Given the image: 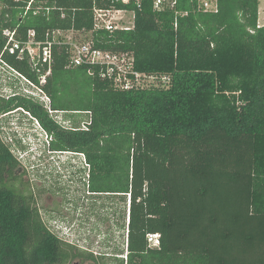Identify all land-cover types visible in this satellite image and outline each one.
Listing matches in <instances>:
<instances>
[{
    "label": "trees",
    "instance_id": "trees-1",
    "mask_svg": "<svg viewBox=\"0 0 264 264\" xmlns=\"http://www.w3.org/2000/svg\"><path fill=\"white\" fill-rule=\"evenodd\" d=\"M30 1L0 0V53L6 29L20 36L35 30L38 38L48 29H92L97 4L135 17L131 29L94 31L96 45L129 51L138 70L169 76L166 85L119 90L98 67H69L67 48L58 46L44 86L55 109L91 111L86 129L77 132L52 120L41 126L52 136L50 153L68 152V143L81 153L88 193L127 202L125 264H264L260 0H218V12L202 10L199 0L160 10L154 0H35L27 10ZM42 3L49 11L35 13ZM5 58L38 82L26 61ZM3 142L0 178L6 163L17 164ZM21 208L0 185V264L96 259L42 228L37 214L12 213ZM16 224L37 228L11 229ZM150 233L161 235L159 247L149 245ZM31 235L42 245L29 256Z\"/></svg>",
    "mask_w": 264,
    "mask_h": 264
},
{
    "label": "rangeland",
    "instance_id": "rangeland-1",
    "mask_svg": "<svg viewBox=\"0 0 264 264\" xmlns=\"http://www.w3.org/2000/svg\"><path fill=\"white\" fill-rule=\"evenodd\" d=\"M132 15L121 14L125 22ZM259 22L264 24V0H260ZM157 83L158 80L153 81L154 85ZM39 124L17 116L2 119L0 137L4 142L3 138H8L6 143L28 171V178L41 180L49 188L46 197L53 199L51 205L56 211L45 215V221L65 242L95 256V260L85 264H125L127 231L123 224L127 202L120 196L88 193L87 173L78 167L84 161L77 155L48 152Z\"/></svg>",
    "mask_w": 264,
    "mask_h": 264
},
{
    "label": "built area",
    "instance_id": "built-area-1",
    "mask_svg": "<svg viewBox=\"0 0 264 264\" xmlns=\"http://www.w3.org/2000/svg\"><path fill=\"white\" fill-rule=\"evenodd\" d=\"M35 0H31L26 9L28 10ZM124 2H138L139 0H123ZM96 2V1H95ZM178 0H154L155 9L174 7ZM96 4V3H95ZM199 6L207 12H218V0H199ZM42 9L49 11L50 8L38 4L35 6V13ZM127 10L115 8H101L97 4L94 7V27L90 30L74 29H48L42 38H38L35 30H29L25 36H20L17 29H6L5 46L0 53V84H14L15 90L23 96L41 98L49 102L50 98L44 86L48 76L52 73L54 64V48L65 46L69 54V67L86 65L98 67L100 76L108 79L116 89L123 91L139 90L150 87H158L160 84H168L169 76L149 74L142 72L135 67V58L129 51H113L100 48L93 39V32L106 30H128L134 26V12L131 20L125 22L121 14ZM120 14V16H119ZM262 24L259 23V26ZM6 55H13L20 61H26L37 73L38 82L31 79L24 72L12 65ZM158 80L156 85L153 81ZM14 93V92H11ZM33 120L37 121L36 118ZM41 131L46 137V142L52 140V136L39 124ZM5 142L8 138L4 137ZM13 151V148H11ZM66 153V152H63ZM149 245L160 246L161 235L159 233L148 234Z\"/></svg>",
    "mask_w": 264,
    "mask_h": 264
},
{
    "label": "flooded vegetation",
    "instance_id": "flooded-vegetation-1",
    "mask_svg": "<svg viewBox=\"0 0 264 264\" xmlns=\"http://www.w3.org/2000/svg\"><path fill=\"white\" fill-rule=\"evenodd\" d=\"M49 98L50 101L46 102L41 98L19 95L17 90H15L13 83H9L6 85L0 84V106L4 104L8 105V107L4 111H0V121L2 119L6 120L14 116L23 119V117L26 116V118H29L32 121L33 118H36L42 126H44L42 121L50 123V121L52 120L59 126L61 130H63L64 132H68L69 134L74 131L77 132L81 130V128L86 129L87 120L91 116V111H89V113L88 111L81 112V110L79 109H55L52 105V98L50 95ZM0 141H3L1 137ZM3 143L6 147H8L11 154L16 158L17 155L13 153L10 145H8L6 142ZM68 149L69 151L66 153L77 155L82 159V161L85 162L78 149L70 147V143H68ZM16 160L17 164L13 162L6 163L3 170V176L0 178V185L7 190L8 194H10V198L13 200H19L22 204L21 209H14L12 210V213H14L15 215L35 213L39 216V219L42 222V228L44 227L47 230H52L51 226L44 219L45 215L49 214L50 212L56 211V207L51 205L53 203V199L50 198V196L46 197V192L49 191V188L41 180L38 182L34 181L32 178H28V171L22 165L21 160H19L18 157L16 158ZM84 162L82 166H79L78 164V167L82 168L83 171L88 174L89 166H87L86 162ZM35 228L37 227L33 226L32 224H16L11 227V229L13 230H25L29 232L35 231ZM28 237L29 240H27V242L25 243L26 253L29 256L31 254H38V251L34 248L40 241L36 239L34 240L33 238L35 236L31 235ZM40 243L42 245V242ZM69 244L78 248L74 244ZM43 245L48 246V243L44 241ZM64 261H66L65 264H81L82 258L72 260L69 259V261L64 260L63 258H59L57 262H50L46 264H64ZM40 262L41 261H38L37 264H39ZM85 263L86 261L84 262V264Z\"/></svg>",
    "mask_w": 264,
    "mask_h": 264
},
{
    "label": "clouds",
    "instance_id": "clouds-1",
    "mask_svg": "<svg viewBox=\"0 0 264 264\" xmlns=\"http://www.w3.org/2000/svg\"><path fill=\"white\" fill-rule=\"evenodd\" d=\"M23 119H29V118H26V116H24ZM29 120L32 121L31 119H29ZM44 142H46V138H45ZM25 146H26V144H25ZM24 149H26V148H24ZM47 151L49 152V150H47ZM40 156H41V154H40Z\"/></svg>",
    "mask_w": 264,
    "mask_h": 264
}]
</instances>
